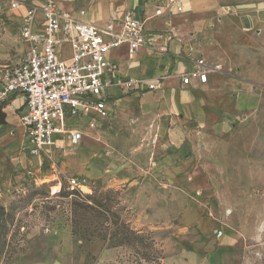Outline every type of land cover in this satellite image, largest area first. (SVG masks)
Returning <instances> with one entry per match:
<instances>
[{"label": "rangeland", "instance_id": "374dc122", "mask_svg": "<svg viewBox=\"0 0 264 264\" xmlns=\"http://www.w3.org/2000/svg\"><path fill=\"white\" fill-rule=\"evenodd\" d=\"M38 1L0 0V67L25 56L20 19L24 4ZM108 2L73 6L86 12L84 19L92 8L105 24ZM183 3V14L146 27L166 29L204 61L244 51L252 81L229 77L217 98L220 109L230 110L237 93L242 117L226 133L205 130L203 145L162 171L166 162L154 165L149 151L155 138L146 146L131 140L126 114L93 129L87 118L71 119L83 135L74 154L87 155L86 170L91 163L102 167L90 178L57 174L69 154L53 149L32 157L14 134L15 149L0 148V264H207L215 252L223 264H264V33L247 37L231 15L264 0H209L192 9Z\"/></svg>", "mask_w": 264, "mask_h": 264}, {"label": "built area", "instance_id": "2783aa9c", "mask_svg": "<svg viewBox=\"0 0 264 264\" xmlns=\"http://www.w3.org/2000/svg\"><path fill=\"white\" fill-rule=\"evenodd\" d=\"M24 8L19 36L27 52L16 66L0 68V108L15 96L23 98L18 122L27 153L37 158L52 149L70 154L83 141L71 119L87 118L90 129L108 120L115 106L112 88L133 93L159 90L158 79L121 76L108 55L125 48L132 57L153 47L157 38L147 22L185 12L183 0H144L139 17L127 12L97 27L82 19L85 11H64L58 0L25 3ZM185 51L192 69L180 75L183 85L192 80L206 84L210 71L220 69L209 66L192 48ZM69 185L79 187L75 179Z\"/></svg>", "mask_w": 264, "mask_h": 264}, {"label": "crops", "instance_id": "0c3cea01", "mask_svg": "<svg viewBox=\"0 0 264 264\" xmlns=\"http://www.w3.org/2000/svg\"><path fill=\"white\" fill-rule=\"evenodd\" d=\"M74 1L58 0V6L64 11L77 14L81 9L76 11L73 6ZM206 1L209 0H185L189 9L199 7L202 2ZM143 2L144 0H109L110 17L106 23L119 19L127 12L139 17ZM92 11L91 8L89 18H83L86 15L85 12L82 19L94 26L103 27L106 23L99 21ZM231 15L235 17L239 31L247 37L252 33L263 35L264 5H249L235 10ZM147 29L157 38L153 47L140 49L132 57L128 56L125 48L116 49L108 55V59L116 66L121 76L158 79L161 88L154 92L144 93L125 92L112 88L109 93L115 100V106L112 108L110 118L116 117L118 113L126 114L130 122L128 136L139 146L143 144L146 146L155 138V146L152 149L149 147V151L153 155L154 165H160L161 161L166 162L165 167L157 168L162 171L170 166L169 162L180 159L186 150H191L192 146L203 145L209 137V133L205 130L222 134L234 126L235 121L241 116L238 110L241 104L236 99L238 94H235L232 109H220L217 105V98L223 95L221 86L223 83L226 85L225 81L229 77L241 83L250 82L252 79L245 75L247 61L244 62L240 58L244 51L237 50V54L233 57L227 55L225 58H218L217 61L205 60L211 67L220 66L218 71H210L206 84L192 80L189 85H183L180 75L190 71L192 64L185 59L186 51L181 42L172 39L166 29L158 30L148 27ZM168 37L171 40H168ZM22 57L23 55L17 60L11 59L10 63L2 66L14 67ZM249 65L247 63V67ZM250 91H254L252 86ZM136 101L137 104L134 103ZM23 104V98L15 96L2 107V111L6 113V123L0 125V148L2 149H15L18 137L14 134L19 133L23 138L22 128L18 122ZM80 145L81 143L78 146ZM78 146L71 149L68 161L59 167L57 174L76 172L81 178L98 176L102 171L101 165L99 162L91 163L88 170L84 169L83 166L90 162L87 155L74 154L73 151ZM52 150H47L43 154L50 153ZM54 152H56L55 149ZM71 162L74 164L70 169L68 163ZM206 263L223 264V254L220 252L208 254Z\"/></svg>", "mask_w": 264, "mask_h": 264}, {"label": "water", "instance_id": "95a60500", "mask_svg": "<svg viewBox=\"0 0 264 264\" xmlns=\"http://www.w3.org/2000/svg\"><path fill=\"white\" fill-rule=\"evenodd\" d=\"M6 119V113L2 111V109L0 108V125H4L6 123L5 121ZM84 190L87 192V188H84Z\"/></svg>", "mask_w": 264, "mask_h": 264}]
</instances>
